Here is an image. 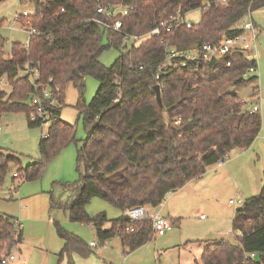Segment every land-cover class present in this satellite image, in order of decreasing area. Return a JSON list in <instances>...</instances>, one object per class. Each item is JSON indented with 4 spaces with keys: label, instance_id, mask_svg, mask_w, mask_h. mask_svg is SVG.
I'll list each match as a JSON object with an SVG mask.
<instances>
[{
    "label": "trees",
    "instance_id": "obj_1",
    "mask_svg": "<svg viewBox=\"0 0 264 264\" xmlns=\"http://www.w3.org/2000/svg\"><path fill=\"white\" fill-rule=\"evenodd\" d=\"M210 1L32 0L34 14L28 12L19 18L20 25L36 30L27 45L12 43L6 57L0 37V118L21 111L27 125L37 127L38 122L28 119L34 112L32 95L48 84V101L56 100V104L47 101L45 105L50 121L38 142V158L16 170L25 180L37 179L49 159L75 141V127L60 118L64 100V95L58 96L60 89L64 91L71 83L82 93L86 77L98 81L91 101L78 106L88 132L76 153L78 180L65 187L68 195L61 207L68 212L69 221L91 224L102 241L118 236L122 247L129 251L143 245L154 236L151 222L137 223L136 232H126V208L157 206L169 193L202 176L208 167L225 161L232 150L244 151L253 144L261 129V115L258 111L247 112L237 94L229 91L257 79L256 75L243 77L249 67L257 69L255 59L248 61L236 54L218 61L187 60L183 66L161 72L157 80L155 75L165 59V41L177 49H188L217 42L223 33L236 35L239 31L232 26L248 7L250 11L263 7L264 0L211 4L191 28L162 27L160 35L148 37L137 46H128L119 33L106 31L91 19L97 17L100 5L131 6L127 15L118 16L120 30L141 34L166 21L178 8L189 11ZM111 47L118 56L107 67L99 56ZM27 64L38 73L34 81L24 73ZM4 81L9 92L1 88ZM154 85L160 87L161 107L155 99ZM12 164L18 166L19 159L0 151V187ZM14 180L12 177L11 182ZM92 198L107 202L122 214L113 220H108L104 212L89 216L85 207ZM107 221L111 226L103 229ZM54 227L63 243L59 256L89 250L78 236L57 223ZM232 230L239 232L236 244L212 240L202 253V264H264V170L259 194L235 210ZM20 241L19 222L0 214V256ZM251 253L255 261L246 259Z\"/></svg>",
    "mask_w": 264,
    "mask_h": 264
},
{
    "label": "rangeland",
    "instance_id": "obj_2",
    "mask_svg": "<svg viewBox=\"0 0 264 264\" xmlns=\"http://www.w3.org/2000/svg\"><path fill=\"white\" fill-rule=\"evenodd\" d=\"M34 14L32 0H0V37L4 40L2 51L6 57L11 53V44H25L28 33L15 21L22 11ZM200 12L191 13L198 20ZM253 21L256 28L255 55L256 80L243 87H234L237 96L246 107L256 104L261 115V129L250 148L232 150L223 166L214 172V165L206 169L202 178L186 183L182 188L169 193L163 201L161 214L173 222L163 236H152L144 245L129 252L122 249L117 236L101 241L91 224L71 222L68 212L60 207L68 195L65 187L78 180L76 153L87 137L78 106L88 104L98 88V81L88 76L82 93L71 83L60 89L64 95L60 118L75 127V141L65 145L53 155L39 177L34 180L15 179L11 173L18 167H26L38 158V142L45 135L47 125H27L24 112L12 111L0 118V151L13 154L19 164H12L6 182L0 192V214L16 219L21 226L22 240L15 248L19 264H194L200 252L193 246L197 243L223 239L236 244L238 233L231 231L230 220L244 201L259 194L264 170V6L246 13L231 29L241 30L244 24ZM118 56L114 48H106L99 61L109 67ZM5 92L10 87L6 81L1 85ZM227 165L228 168H227ZM219 174V175H218ZM228 200L235 202L228 205ZM93 217L104 212L108 220L119 217L122 212L107 202L92 198L85 207ZM150 214V213H149ZM204 215V219H200ZM78 236L86 245L95 243L86 253L73 252L59 256L62 240L57 236L54 224ZM107 221L103 226L109 225Z\"/></svg>",
    "mask_w": 264,
    "mask_h": 264
},
{
    "label": "built area",
    "instance_id": "obj_3",
    "mask_svg": "<svg viewBox=\"0 0 264 264\" xmlns=\"http://www.w3.org/2000/svg\"><path fill=\"white\" fill-rule=\"evenodd\" d=\"M45 1V0H41ZM231 0H212V2H205L201 7L189 11H183L181 8L176 9V11L169 15L168 19L164 22H161L158 26L152 28L150 31L141 34H129L121 31L122 23L119 20L118 16H125L129 12L132 7H125L122 4H106L100 5L96 8L97 17L91 19V21L100 25L104 30L110 32H116L121 35L122 41L126 43L128 46H137L143 40L147 39L151 36L160 35V30L162 27H166L167 29H175L180 25H185L186 28H191L193 24L199 22L201 12L204 8L209 7L211 4L216 6H225ZM62 10V9H61ZM195 10L200 12V16L198 20H192L190 15ZM250 9L248 7L247 13L250 15ZM28 15L27 11H22L19 15L16 16L15 21L19 22V18L25 17ZM21 29L28 33V40L30 36L36 33L34 28H27L26 26L20 25ZM256 28L254 27L253 21H250L244 24L243 29L239 30V33L233 36H228L223 33L220 39L217 42L211 43H202L200 46L192 47L188 49H177L173 44L169 41H165L163 43V52L165 55L164 61L158 66L157 73L155 75V79H159V74L169 67L183 66L187 60L194 59H202L204 61H218L223 57H229L233 55H242L248 61L255 59V55H253L254 50H256ZM28 41L25 43L27 45ZM24 73L27 75L30 81H34L38 76L36 70L32 69L28 64L24 69ZM257 69L254 66L248 68L247 72L243 74L244 78H247L251 75H256ZM52 79L49 78L48 81ZM57 89V88H56ZM51 97V93L48 89V84H46L43 89L40 90L39 93H34L30 99V105L34 108V112H32L28 119L31 122H38L39 126L46 124L49 125V116L45 111V105L49 102L48 100ZM48 101V102H47ZM240 103L245 105L243 99L240 100ZM49 104H56V100L52 99ZM247 112L253 113L259 111L258 106L256 104L252 105L251 108L246 109ZM179 120L176 121V123ZM46 134V133H45ZM45 136V135H43ZM225 161H218L214 167L218 168L223 166ZM12 177L15 179H20L19 174L14 171L11 173ZM2 188L0 187V192ZM229 204L234 205L235 202L229 200ZM163 207V201L160 202L155 207H150L146 205H135L129 208H126L123 211V215L127 219L125 225L126 232H136L138 230L137 223H141L143 221H150L153 234L155 236H163L170 228L171 221L164 217L161 214V209ZM150 213V214H149ZM204 215H200V219H204ZM239 235V232H236ZM18 235L17 229H15V236ZM89 247L94 248L95 243L90 242ZM255 261L256 256L251 253L246 256V259ZM0 264H16L15 257V248L12 247L9 252L0 256Z\"/></svg>",
    "mask_w": 264,
    "mask_h": 264
},
{
    "label": "crops",
    "instance_id": "obj_4",
    "mask_svg": "<svg viewBox=\"0 0 264 264\" xmlns=\"http://www.w3.org/2000/svg\"><path fill=\"white\" fill-rule=\"evenodd\" d=\"M20 25V24H19ZM245 106V109H249L248 107H246V105H244ZM255 141V140H254ZM253 145V144H252ZM251 147V146H250ZM229 158V157H228ZM228 166L229 165H227V168H228ZM214 172H217V168H215L214 167ZM206 173V172H205ZM204 173V174H205ZM203 174V175H204ZM203 175L202 176H200L199 178H196V179H194V180H197V179H200V178H202L203 177ZM219 175V174H218ZM194 180H191V181H189V182H193ZM66 191V190H65ZM67 192V191H66ZM228 205L229 206H233V205H231V204H229V200H228ZM59 208H61L64 212H65V210L61 207V203H60V207ZM163 208V207H162ZM162 210V209H161ZM234 215H235V212L233 213V215H232V217H231V220H230V225H231V231H233L232 230V219H233V217H234ZM165 217V216H164ZM171 221V220H170ZM172 224H173V222H171V226H172ZM111 226V224L109 223V225L108 226H106V227H104L103 226V229H108L109 227ZM170 230V229H169ZM168 230V231H169ZM167 231V232H168ZM236 233V232H235ZM97 236V235H96ZM118 237V236H117ZM98 238V237H97ZM99 239V238H98ZM118 239H119V241H120V238L118 237ZM21 240H22V233H21ZM214 240H223V239H214ZM102 241V240H101ZM212 241V240H211ZM211 241H205V242H201V243H197V244H195V245H193V246H196V248L199 250V252H200V255H199V258L198 259H196V258H194V260H193V262H194V264H202V262H201V257H202V253H203V251L206 249V247L208 246V244L211 242ZM21 242V241H20ZM148 242V241H147ZM146 242V243H147ZM146 243H144V244H146ZM63 244V243H62ZM143 244V245H144ZM120 245H121V241H120ZM142 246V245H141ZM121 247H122V245H121ZM140 247V246H139ZM138 247V248H139ZM62 248V247H61ZM125 247H122V249H124ZM127 249V248H126ZM137 249V248H136ZM136 249H134V250H136ZM134 250H132V251H134ZM129 251V250H128ZM132 251H129V252H132ZM16 264H19V263H17V258H16Z\"/></svg>",
    "mask_w": 264,
    "mask_h": 264
},
{
    "label": "water",
    "instance_id": "obj_5",
    "mask_svg": "<svg viewBox=\"0 0 264 264\" xmlns=\"http://www.w3.org/2000/svg\"><path fill=\"white\" fill-rule=\"evenodd\" d=\"M153 91L155 93V99L159 107L162 106L161 96H160V87L159 85L153 86ZM231 95H236V92L234 90L229 91Z\"/></svg>",
    "mask_w": 264,
    "mask_h": 264
}]
</instances>
